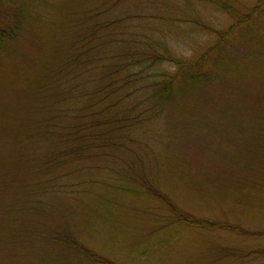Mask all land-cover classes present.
<instances>
[{
    "label": "rangeland",
    "instance_id": "374dc122",
    "mask_svg": "<svg viewBox=\"0 0 264 264\" xmlns=\"http://www.w3.org/2000/svg\"><path fill=\"white\" fill-rule=\"evenodd\" d=\"M0 34V264H264V0H0Z\"/></svg>",
    "mask_w": 264,
    "mask_h": 264
},
{
    "label": "trees",
    "instance_id": "16d2710c",
    "mask_svg": "<svg viewBox=\"0 0 264 264\" xmlns=\"http://www.w3.org/2000/svg\"><path fill=\"white\" fill-rule=\"evenodd\" d=\"M5 37H6L5 35L0 34V42H2ZM177 64H181L183 68L186 67V65L184 63H182V62H177ZM170 82H171V80L168 81V83H170ZM168 89L171 91L170 88H168ZM168 96L171 97V92H169V95ZM134 105H137V104H134ZM116 109H117L116 106H108V107H106L104 109V112L105 113H109V112H111L113 110H116ZM120 111H121V113L122 112L125 113V111H127V110L124 111V110H122L120 108V110H117L118 114H120ZM142 113H144V112H142ZM100 114H101V112H100ZM116 114L117 113H115L114 115H116ZM96 115H99V113L97 112ZM113 118H115V120H113ZM135 119H136V117L130 116L127 119H119L118 120L116 117L112 116L110 118L108 117L107 120L103 124H100V126L103 127V128L104 127H109L107 129V131H105V133H107V134H109V133H115V132H120L124 128L121 125L124 120H126L125 121L126 124L129 123L126 126V127H128V128H126V130L129 129V128L131 129L136 124V122L138 121V120H135ZM114 122H116L117 127H113V123ZM93 128H95V129L98 128V125H93V126L89 127L88 129L81 128V124L75 125V127L74 126L70 127L71 133H73V135H76L75 136L76 137V142H78L81 139V136L79 137L80 134L86 133V131H88L89 129L92 130ZM98 133H101V132H98ZM77 146L78 147H81L83 150H85L87 148H90V146L88 145V143H82V144H79V145L77 144ZM192 220H193L194 224L199 225V226H202L203 228L230 230V231L235 232V233L238 230V226L237 225H234V224L225 223L223 225H220L219 223H212V222L206 221V220H202V221L195 220V219H192Z\"/></svg>",
    "mask_w": 264,
    "mask_h": 264
}]
</instances>
